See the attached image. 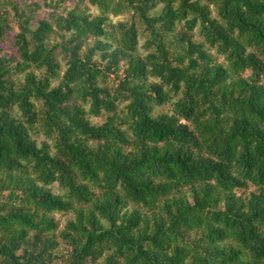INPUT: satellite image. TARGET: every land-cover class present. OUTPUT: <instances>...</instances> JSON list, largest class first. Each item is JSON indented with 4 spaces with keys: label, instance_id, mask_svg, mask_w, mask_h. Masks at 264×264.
I'll list each match as a JSON object with an SVG mask.
<instances>
[{
    "label": "trees",
    "instance_id": "obj_1",
    "mask_svg": "<svg viewBox=\"0 0 264 264\" xmlns=\"http://www.w3.org/2000/svg\"><path fill=\"white\" fill-rule=\"evenodd\" d=\"M0 264H264V0H0Z\"/></svg>",
    "mask_w": 264,
    "mask_h": 264
}]
</instances>
